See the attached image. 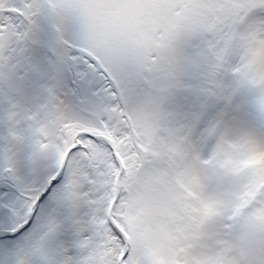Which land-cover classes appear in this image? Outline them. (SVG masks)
Segmentation results:
<instances>
[{
  "label": "snow or ice",
  "instance_id": "6c2138e0",
  "mask_svg": "<svg viewBox=\"0 0 264 264\" xmlns=\"http://www.w3.org/2000/svg\"><path fill=\"white\" fill-rule=\"evenodd\" d=\"M0 264H264V0H0Z\"/></svg>",
  "mask_w": 264,
  "mask_h": 264
}]
</instances>
